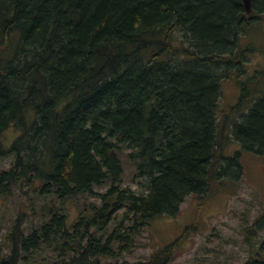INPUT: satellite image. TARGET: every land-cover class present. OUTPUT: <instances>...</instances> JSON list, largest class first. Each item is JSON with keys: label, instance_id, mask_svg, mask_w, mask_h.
Instances as JSON below:
<instances>
[{"label": "trees", "instance_id": "trees-1", "mask_svg": "<svg viewBox=\"0 0 264 264\" xmlns=\"http://www.w3.org/2000/svg\"><path fill=\"white\" fill-rule=\"evenodd\" d=\"M242 12V0H0V138L19 131L0 150L13 155L0 204L27 210L0 264H126L152 220L243 176L242 150L264 154V79L221 103V82L244 66ZM125 160L143 192L123 186ZM83 197L94 202L72 222ZM183 239L137 264H169Z\"/></svg>", "mask_w": 264, "mask_h": 264}, {"label": "rangeland", "instance_id": "rangeland-1", "mask_svg": "<svg viewBox=\"0 0 264 264\" xmlns=\"http://www.w3.org/2000/svg\"><path fill=\"white\" fill-rule=\"evenodd\" d=\"M252 16V27L246 29V34L243 33L239 40L238 51L246 54L244 66L221 82V103L227 108L237 104L239 86H250L252 76L257 71L262 72L264 65V14L257 18L254 12ZM257 85L263 91L264 82ZM18 132L12 126L3 132L1 151L10 147ZM236 150H240L239 144L232 143L229 155ZM7 157L13 155L0 156V170L9 167L11 158ZM241 162L244 174L237 182L227 181L221 188H216L217 193L210 200L188 196L177 215L152 220L120 262L137 264L147 261L154 252L182 237L184 239L169 264H243L254 256L264 258V249L261 248L264 240V154L254 155L242 150ZM123 169V186L143 192L144 186L133 180V168L126 160ZM102 190L95 189L96 192ZM89 202L94 200L83 197L78 199L76 206L70 202V221H75L79 208ZM20 209L27 213L23 205H18L17 198L0 204V240ZM258 219L262 221L256 224ZM37 221L34 219L33 223Z\"/></svg>", "mask_w": 264, "mask_h": 264}, {"label": "water", "instance_id": "water-1", "mask_svg": "<svg viewBox=\"0 0 264 264\" xmlns=\"http://www.w3.org/2000/svg\"><path fill=\"white\" fill-rule=\"evenodd\" d=\"M243 3V11L238 15V20L241 21L243 18H246L247 15H249L252 12V4L251 0H242ZM263 78H264V68H263Z\"/></svg>", "mask_w": 264, "mask_h": 264}, {"label": "flooded vegetation", "instance_id": "flooded-vegetation-1", "mask_svg": "<svg viewBox=\"0 0 264 264\" xmlns=\"http://www.w3.org/2000/svg\"><path fill=\"white\" fill-rule=\"evenodd\" d=\"M250 19H252V17H249V18L247 19V21L250 20Z\"/></svg>", "mask_w": 264, "mask_h": 264}]
</instances>
